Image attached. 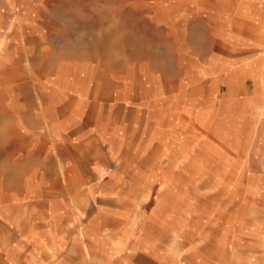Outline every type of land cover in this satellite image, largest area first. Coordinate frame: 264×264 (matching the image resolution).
Returning <instances> with one entry per match:
<instances>
[{
  "label": "crops",
  "instance_id": "crops-1",
  "mask_svg": "<svg viewBox=\"0 0 264 264\" xmlns=\"http://www.w3.org/2000/svg\"><path fill=\"white\" fill-rule=\"evenodd\" d=\"M139 1L144 7L151 8L158 36L170 39L173 45L189 36L190 23L194 19L202 15L213 17L219 38L217 51H192L179 45L177 59L153 76H147V73L138 76L130 71V67L115 63L112 66L96 63L92 67H83L80 64L69 66L64 62L52 67L45 61L35 62V55L40 54L45 60L46 54L83 52L69 51L68 46L72 43L104 48L98 52L123 53L131 57V13L137 1L97 0V7L93 10L103 15L98 28L100 31L72 35L67 32L68 24H61L64 18H59L60 26L55 27L53 22L58 20L51 12L58 5H65L67 0H0V232L20 228L35 230L41 225L50 230L52 213L67 212L68 196L62 182L67 187L68 182L85 180L89 182L86 187L91 189L99 179L101 186L109 185L115 189L122 169L127 172L131 164H136L138 171L142 172L145 168L142 166L148 164L146 158L143 159L153 142L148 140L140 142L138 150L129 152L127 157L119 154L117 160L121 161L114 167L106 168L99 161L93 162L103 153L93 123V135L84 144L86 163L69 166L76 153L72 150L70 159L68 149L78 142L68 139L69 128L72 129L75 123L74 119L69 124L67 115L69 86H76V98L86 94L83 86L89 84L93 87L102 84L128 86L124 91L114 88L110 94L113 97H157L158 101L171 97L167 103L177 102L174 104L177 112L172 116L178 121L181 109H185V103H190L191 97H208L210 102L221 97V101L230 104L232 121L225 125L222 122L213 123L208 118L202 123L204 126L199 125L206 135L204 144L207 149H213L223 162L239 164L240 171L231 172L240 178L244 175L245 164L250 161L264 165V0ZM73 38L75 42L71 41ZM106 76L109 81H103ZM53 93L57 97H53ZM159 130L162 132L161 128ZM167 132L172 134L173 140L162 141L160 147L169 151V161L179 163L187 158L186 165H195L196 158L188 155L191 149L188 147L185 150L183 141L174 139L179 127ZM116 141L109 136L106 142L112 157H115ZM82 171L85 174L81 176ZM225 173L229 175L227 171ZM256 173L264 178V168H259ZM220 177V173L219 176L216 174V179L221 182ZM52 181L60 183V190L51 189L48 182ZM127 181L123 187L125 191L123 189L118 198L127 197L131 204V200L138 195V186L131 182L135 181L134 174H130ZM140 181H147V172L142 174ZM141 186L139 184V193H147L146 187ZM53 196H56V202L64 204L63 210H53V204L59 205L53 203ZM173 211L176 215L171 227L176 236L172 238V243L177 245L180 253L175 248L172 250L176 253L172 256V264H228L227 255L221 251L226 241L208 243V248L203 247V251L195 247L197 241H191L180 249L178 235L180 229L188 228V225L179 223L178 206ZM123 213L101 204L83 227H98L96 221L105 217L116 221ZM46 239L43 243L39 241L43 251L37 255L34 252L37 242L31 238L24 239L27 243L26 249H23L25 256H22L19 241L0 242L8 245L4 249L3 264H68L66 255H62L60 249L61 252L54 255L56 252H52V243L50 240L46 243ZM182 239L186 242L190 238L183 236ZM80 252L83 263L86 256L82 249Z\"/></svg>",
  "mask_w": 264,
  "mask_h": 264
},
{
  "label": "rangeland",
  "instance_id": "rangeland-1",
  "mask_svg": "<svg viewBox=\"0 0 264 264\" xmlns=\"http://www.w3.org/2000/svg\"><path fill=\"white\" fill-rule=\"evenodd\" d=\"M96 1L67 0L65 5H58L51 11L52 16L56 20L64 18L65 21H61V24H68L69 34L99 32L103 15L93 10L97 7ZM136 1L131 13L133 50L131 57L123 53L98 52L104 48L78 46L72 43L68 46L69 51L83 52L46 54L45 60L42 59V55L36 54L34 61L37 63L45 61L52 67H58L59 63L64 62L69 66L80 64L83 67H92L96 63L112 66L115 63L118 66L130 67V71L137 73L138 76L144 73L153 76L159 69L161 71L177 59L179 45L189 47L192 51L210 53L217 51L219 38L213 17L202 15L194 19L190 23L189 36L179 39V44L175 42L173 45L170 39L158 36V29L152 21L151 8L144 7L139 0ZM60 7L64 15L60 12ZM53 23L56 24V28L60 26L59 20ZM71 41L76 40L73 38ZM173 47L176 50L173 51ZM91 50L93 51L86 52ZM103 81H109V78L106 76ZM127 87L108 84L98 87L84 85L86 94L78 98L74 92L76 86L68 87L66 108L69 124L75 119L74 127L69 128L68 139L80 142H76L72 149H68L69 158L72 157L71 152L76 153L68 164L71 166L80 162L86 163L87 157L83 155V151L86 150L84 144L93 135L91 130H94L92 128L94 123L103 153L97 156L98 160L93 157L95 158L93 162L99 161L106 168L114 167L115 163L121 161L117 160L119 154L127 157V154L130 155L129 152L134 153L138 150L140 142L148 140L153 142L143 157L146 158L147 166H142L145 167L142 168V172L138 171L136 164H131L127 172L122 169V174L115 182V189L109 185L101 186L102 182L99 179L91 189L86 187L89 182L85 180L68 182L67 187L65 182H62L68 196L67 212L52 213L50 230L44 228V225L35 230L8 229L0 232V242L19 241L22 256H25L23 249H26L27 243L25 244L24 239H34L37 242L34 251L37 255L43 251L40 242L43 243L44 238H47L46 243L50 240L52 252H56L54 255L62 251L68 264H172V256L176 254L172 250L176 249L177 245L172 243V238L176 234L173 233L171 225L176 215L173 210L178 206L179 223L188 225V228L180 229L178 235L180 249L191 241H197L195 247H200L199 251H203V247L207 249L208 243L219 244L226 241L221 251L227 255L228 264H264V178L256 173L259 168H264V165L259 166L250 161L244 166L243 177L236 176L234 172L240 171L239 164L223 162L213 149H207L208 146L204 144L206 135L199 126H204L202 123L208 118L213 123L222 122L229 125L232 121L230 104L221 101V97L213 102L208 101V97H191L190 103L186 102L185 109H181L178 121L172 116L177 112L174 105L177 102L167 103L171 97L158 101L157 97L110 95L114 88H121V91H124ZM53 97H57L56 93H53ZM76 120H80L81 123ZM176 126L179 127V132L174 133V139L182 140L185 150L188 147L191 149L188 155L192 154V157L196 158L195 165H186L189 160L187 158L179 163L169 161V151L160 147L162 141L173 140L172 134L167 130ZM109 136L112 141L117 140L115 157H112L106 148ZM226 171L229 173L227 176ZM144 172H147V181H140ZM219 173L222 176L221 182L216 179V174L219 176ZM83 174L84 171L81 176ZM130 174H134L135 178V181L131 182L138 186L136 191L138 195L131 200V204L127 197L118 198L119 193L123 189L125 191L123 187L129 182L127 180ZM48 183L51 184L52 190H60L59 182ZM139 184L142 185L141 188L146 187L147 193H139ZM55 197L53 196V199ZM55 202L54 199L53 203ZM56 203L59 205L53 204V210L65 208L63 203L58 201ZM101 204L122 210L124 213L116 221L105 217L96 221L98 227H83L95 215V210ZM183 236L190 239L185 242ZM7 246L0 243V264H3L4 249ZM30 246L32 248V245ZM81 249L86 256L83 263L80 260ZM54 255L53 258H57Z\"/></svg>",
  "mask_w": 264,
  "mask_h": 264
}]
</instances>
